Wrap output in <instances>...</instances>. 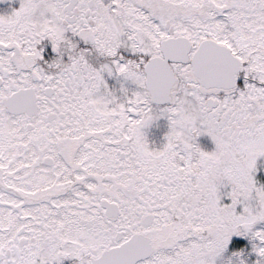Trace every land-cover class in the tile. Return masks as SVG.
Returning a JSON list of instances; mask_svg holds the SVG:
<instances>
[{"label": "snow or ice", "instance_id": "6c2138e0", "mask_svg": "<svg viewBox=\"0 0 264 264\" xmlns=\"http://www.w3.org/2000/svg\"><path fill=\"white\" fill-rule=\"evenodd\" d=\"M0 264H264V0H0Z\"/></svg>", "mask_w": 264, "mask_h": 264}]
</instances>
